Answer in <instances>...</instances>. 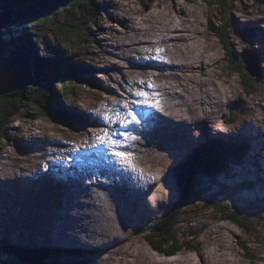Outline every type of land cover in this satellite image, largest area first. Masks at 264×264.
Returning a JSON list of instances; mask_svg holds the SVG:
<instances>
[{
  "label": "rangeland",
  "instance_id": "1",
  "mask_svg": "<svg viewBox=\"0 0 264 264\" xmlns=\"http://www.w3.org/2000/svg\"><path fill=\"white\" fill-rule=\"evenodd\" d=\"M93 2L100 8L101 20L88 27L87 36L80 35L69 41L60 42L63 51L73 56L77 64L83 68L87 67L85 77L93 81L92 87L89 88L110 95L109 98L113 102H117L118 93L129 96L130 102H134L136 99L134 93H128L136 88L133 84L137 82L136 80L142 81L137 82L138 89L146 82L147 78L144 76L149 74L147 68L151 63L161 65L156 59L158 56L156 48L160 49L159 40L170 34L169 29L177 26L182 34L192 37V40L182 44V48H175L168 42L169 47L174 48L172 50L184 58V62L193 61L196 66L194 72L175 71L170 84L173 90L183 92L184 96L191 99L189 101L196 102L193 107L199 108L198 115H201V118H208L210 113L217 117L215 122H210L211 126L206 127L210 135L219 138L218 140L240 138L243 145L246 146V141L250 144L249 153L246 154L248 160L244 165L238 157L242 152L241 149L236 153V161L231 164L229 163L232 160H228L229 163L218 160L224 156L206 154L207 157L222 162L223 168L229 164L228 173L231 176L227 177L224 188L225 191L235 189L233 195L237 197L234 201L236 203L233 205L226 202L225 205L228 207L226 213L200 205L189 207L180 224L177 225V236L182 246L180 251L167 256L151 248L147 241L149 235L147 231L151 228V222L164 215L171 205L183 196L179 192V177L176 174L177 170L174 172V168L192 153L189 147L183 152L179 133L172 132L174 148L156 149L150 158L145 156L143 159L146 160L148 168L146 171L149 176L152 173L150 179L157 178L158 182L151 193L144 196L148 197L146 201L149 204L141 211L134 210V212L131 208L120 213L121 208L116 204L112 214L116 209V214L120 217H116L117 222L112 226L107 224L109 221L107 218L105 220L102 218L100 222L98 218L96 225L102 228L101 232L94 231L93 219L90 215L82 213L84 209L76 210L64 203L61 208L50 204L47 210L54 216L44 218L46 223L34 222L40 217V210H29V214L26 213L27 209L23 201L28 197V204L31 203L34 208L43 205L45 201L42 194H38L37 189L30 186L38 187L32 184L33 181L38 182V178L42 175L44 178L46 174L28 171L38 166L36 164L38 160H43L39 166L46 159L49 160V157L45 156L49 154L45 152L49 150L46 145L47 137L51 135L52 138H61L67 135L73 138V134L83 135L89 130L81 136V139H85L96 127L93 126L94 121L81 108L84 102L92 97L79 99L82 102L77 104H74L77 100H71L68 105V108L79 113L85 122L78 118L72 121L64 120L55 117L57 115L53 116L54 118L34 116L32 113L37 112V109L28 104L26 109L11 122L7 135L4 132L0 133V256L3 241L20 234L18 237L26 235L29 239L37 238L34 242L38 244H31L29 248L34 249L39 245L42 247L41 241L46 240L51 241L56 248L57 244L63 245L65 251L77 248L85 252L81 257L78 256L79 252H74L73 255L79 257L76 258L77 261L74 257H65V253L59 251L55 253V257L60 264H264V36L260 32L257 33V28L264 31V0H229L223 9L217 6V0H93ZM8 3L5 1L4 5ZM3 10L0 9V13ZM30 23L25 25L26 29L35 30L34 24ZM52 25L53 23L49 24L46 37L50 43H55L58 42L57 30ZM19 28H21L19 25L10 26L13 33H17ZM211 28L214 30H210ZM221 29L226 34L222 40L216 33ZM85 37H88L89 44L81 43ZM155 39L156 41L159 39L157 45L154 43ZM43 40L38 39L35 46H29L33 55L34 53L37 55V52L39 54L49 52L48 44L41 43ZM142 41L153 43L147 46L136 45L127 50L129 48L127 45ZM142 54L146 58H141ZM226 55L243 61L245 65L244 56H246L254 69L252 71L257 67L260 74L257 72L256 77L245 68L253 77H245L251 88L247 89L243 85L242 78L227 69ZM147 57L151 59L142 60L148 59ZM136 65H142L144 68H131L138 67ZM31 75L34 77L33 73ZM135 75H138L137 79ZM126 83L128 88L125 87ZM214 102L217 108L214 107ZM138 105L136 104L133 109ZM116 111L120 112V110ZM232 118L236 122H233ZM190 119L194 120L193 117ZM105 128L104 126L101 130L100 136ZM200 128L202 127L198 126V129ZM240 133H247L246 135H251L252 138L246 140V137ZM201 134L202 129L198 133L199 137ZM203 136L204 139L208 137L205 134ZM212 136H209L208 140L190 155V158L206 146ZM128 137L136 138L137 135L132 133ZM39 145L46 147H42L43 149L38 153ZM37 154L45 158H38ZM235 162L236 164L233 165ZM114 198L123 202L135 200L132 194L123 196L121 193H116ZM234 206L240 213L241 210L243 211L242 219L247 225L246 228L228 219L227 215H232ZM147 208L149 211L146 213ZM78 211L82 214L80 218ZM130 212L133 218L136 217L137 222L125 221V215ZM82 222L84 226H79ZM101 224L105 227L100 226ZM75 229H78V237L70 233ZM86 234L88 236H85ZM18 237L13 239L14 244L24 247L26 239L22 238L23 241ZM195 246L199 248L198 251L194 250ZM46 247L50 249L48 243Z\"/></svg>",
  "mask_w": 264,
  "mask_h": 264
},
{
  "label": "trees",
  "instance_id": "2",
  "mask_svg": "<svg viewBox=\"0 0 264 264\" xmlns=\"http://www.w3.org/2000/svg\"><path fill=\"white\" fill-rule=\"evenodd\" d=\"M5 1L8 3L12 0H1L0 6H3ZM16 1L15 8L17 9H21L27 4L26 1ZM228 1L217 0L216 4L220 9H223ZM99 20H101L100 8L95 5L93 0H75L66 5H57L47 13H41L25 20L13 21L0 28V59L6 56L13 47L12 45L17 42H24L29 47L33 44L35 46L38 39H44L41 43H47V51H49L45 54L37 52V55H32L31 66L34 75L32 79L21 84L11 94L0 96L1 134L4 132L7 135V129L10 128L11 122L20 115L22 110L26 109L28 104L37 109V112L32 113L34 116L53 117L57 115L55 117L70 121L81 118L79 113L70 111L68 105H70L71 100L79 101V99L86 96L92 97L97 90L89 88L93 81L85 77L87 67L83 68L77 64L73 60V56L63 51L60 41H69V39L80 35L87 36L88 27L96 24ZM30 22L34 24L33 28L35 30L33 31L25 27ZM51 23L57 30L58 42L55 43H50L46 37ZM13 25L21 27L17 33L10 30V26ZM212 29L214 30V28L210 30ZM223 32V29L216 31L221 40L226 36ZM81 43H88V37H85ZM225 60L227 69L238 74L247 89L251 88V84L245 80V77H253L246 72L244 62L228 56ZM231 120L236 121L233 118ZM248 148L247 141L245 146L240 138L209 140L208 144L195 155L176 169L174 168V172L177 170L176 174L179 177V192L183 196L172 204L164 215L151 222V228L147 231L149 234L147 235V241L155 252L170 256L180 251L182 246L179 244L177 236V225L180 224L185 211L189 207L193 208L200 205L204 208L226 213V210H228L225 205L226 202L235 205L236 202L234 201L237 200V197L233 195L235 189L225 191L224 185L227 184V177L231 176L228 173V168L229 164L236 161L237 151L242 150L238 157L241 162H244V165L248 160V156H246L249 153ZM206 154L224 156L218 160L227 163H229L228 160L232 161L223 168L222 162L219 163L216 159L207 157ZM235 164L236 162L233 165ZM231 212H233L232 215H227L228 219L246 228L247 225L242 219L243 211L241 210L240 213L234 206V210ZM14 243L15 240L11 238L3 241L0 264H60V261L55 257V253L59 250L49 243L48 247H51L49 250H45V248L42 250L40 246L34 247V249L29 248V245L20 247ZM244 248H246L245 245ZM194 250L198 251L199 248L195 246Z\"/></svg>",
  "mask_w": 264,
  "mask_h": 264
},
{
  "label": "bare ground",
  "instance_id": "3",
  "mask_svg": "<svg viewBox=\"0 0 264 264\" xmlns=\"http://www.w3.org/2000/svg\"><path fill=\"white\" fill-rule=\"evenodd\" d=\"M176 27L177 26H174L172 29H169L168 31H171L170 34L167 36H163L161 40L159 39H157V41L156 39L154 40L155 45H157L158 40L161 41L160 49L156 48V55H158L156 59L159 60V63H161V65L157 66L154 63H151L149 65V67L147 68L149 70V74L144 76L147 78V80L146 82L143 81L144 84L139 89L137 88V86L139 85L137 82H142V81L136 80L137 82L133 83L136 88L131 90L128 94L134 93L136 97V99H134V102L131 103L129 96L122 95L121 93L120 94L118 93L119 96L116 95L117 97H119V100L117 102H113L111 101V98H109L110 95L105 94V100H106L105 103L103 102L104 104L97 109V115L99 114L100 115L99 117H97V120L93 122V125L96 127L98 134H100L104 126L106 127L105 128L106 130L102 133L101 136L102 137L107 136V141L112 142L111 148L115 146L120 149L119 158L125 161L124 168L119 169L118 172L114 174V168H112L109 163L103 162V157L104 155H107V152L103 150L101 153H98L90 150L88 145V140L91 134L87 136L85 139L82 138L81 152H83L85 156L81 157L79 159V162H86V167L88 172V176L85 181L86 187L81 192H77V193L75 192L72 194L70 190L74 186L75 188L78 187V183L70 182L68 186H66L67 195H64L65 198L64 205L69 204L71 205L72 208L74 209L76 208V210L84 209V212L82 213L90 215L91 219H93L92 223L95 224V229H94L95 232L102 231L101 230L102 228L100 229V227L96 225L98 223L97 222L98 218H99V222L102 218H104V220L105 218H107V220H109L107 224L109 226H112V224H115L117 222L116 217L118 218L120 217L117 216L116 209L112 214L113 207L114 208L116 207V204L113 203L111 199L113 193L115 192L114 189L115 184H119L122 187L128 189L130 188V192L131 193L133 192L132 195L135 196V200L129 202L130 209L133 208V211L137 210V212H139L143 208L147 207L146 199L148 197L147 196L144 197V196L146 195L147 192H149L151 189L157 186L158 181H155L156 178L154 180L150 179L151 175L149 176L148 171H146L147 168V164L145 163L146 160L144 161L143 159L145 156H148L150 158L153 155V153L156 152V149H160V148L162 149L163 147L165 149L171 148L172 146L171 141H168L165 144L166 138L163 133V129L165 132L179 133L181 139V145L183 146L184 149L183 152H185L189 147L190 153L191 151L192 153H194L204 142L208 140L210 134L207 132L206 127L211 126V124L215 122V119L217 118L216 116H214V114L211 113L208 118H201V115H198L199 108L193 107V104H195L196 102L189 101L191 99H189L187 96H184L183 92L179 93L177 90H173L172 86L170 85V81L172 80L175 71L179 70L184 72H194L196 70V66L193 63V61L184 62L183 61L184 58H182L179 54H176V52L172 50L174 48L169 47L168 44L169 41H174L175 48L177 47L182 48V44L192 40V37L190 35L182 34L181 33L182 31ZM257 30H258L257 33L260 32L262 33L261 35L264 36L263 30L258 28ZM152 43L153 42L151 41H142L139 42L138 44L127 45V48L128 47L129 48L126 49L130 50L131 47L136 45L145 44L144 46H147V45H151ZM30 53L33 54V52ZM34 55H36V53H34ZM144 57L146 58V56L142 54L141 58ZM149 59L151 58L142 59V60L147 61ZM136 66H139V68L142 69L144 68L142 65H136ZM131 68L136 69L138 67L132 66ZM151 68H153L154 70ZM32 71L33 70H31V73H33ZM135 76L138 77V75ZM145 87H148L150 89V92L148 93L144 92ZM157 90H160L162 92L161 95L164 96V100L166 103L164 105V113L160 118L162 120L161 123L159 122L158 119L156 121H153V118L151 117L152 114L151 107L153 105L155 95L158 92ZM125 92L127 93L126 90ZM136 104H139L138 107L132 111L133 107ZM214 105H215L214 107L217 108V104L215 102ZM116 107H118V109H116ZM116 110H120V112ZM145 110L148 111L144 112ZM191 117H193L194 120H191L190 119ZM210 122L212 123L210 124ZM198 126L202 128L198 129ZM193 129H194V133H192ZM201 129H202V134L199 137L198 133H200ZM155 130L159 131L160 144L158 143L159 138L152 139V134L150 133V131H155ZM88 131H86V133ZM195 132H197V134ZM86 133H84V135ZM125 133L127 136L124 137ZM132 133H136L137 137L130 139L128 136ZM204 134L208 135L207 139H204L205 137L203 136ZM246 134L247 133H243V134L240 133V135L246 137V140L252 138L251 135L247 136ZM146 136H149L150 140H145ZM255 136L253 138H255ZM47 142L48 143H46V145L47 148H49V150H45V152H49V154L45 156L49 157V160L46 159L45 162L42 163V165L40 166L39 164L43 160H38L36 162L38 166H35L33 170L28 172L35 174H39V173L48 174L52 172V174H56V175L59 173L63 178L71 179V177L73 176L68 173L66 162L64 161L62 162L61 159L57 158L55 155H53V153H50L52 140L49 139ZM66 146L70 150L69 152H72L70 141L67 142ZM39 147L40 149L38 153L43 149L42 147H46V146L39 145ZM37 155L38 158H45V156L41 157L39 156V154ZM190 155L187 157L185 161H187L190 158ZM134 163L139 164L140 168H137ZM182 163H180V165ZM245 163H247V161ZM44 164L54 167H52L47 171V169L43 167ZM76 165L77 163L76 161H74L71 164V167L76 168ZM59 166H63V167H59ZM132 170L136 172L135 175L132 174ZM103 171H105L108 174L103 175ZM80 172L81 173L79 174V176L78 173L76 174V177L78 176L79 183L82 184L83 183V177H81L82 171ZM128 174L131 177V183L127 181ZM69 179L67 181H69ZM62 185L64 184L62 183ZM145 185H148L149 188L146 189ZM26 192L28 193V188ZM42 192L43 190H41V193ZM28 202H29V198L26 197L23 201V204L24 203L28 204ZM28 205H31V203ZM126 210H128V208H126ZM81 215H82L81 212L78 211V218L82 217ZM95 216L97 218H95ZM80 225L84 226V222L80 223L79 226ZM100 226H102L103 228L105 227L102 224ZM85 228L89 229L88 227ZM77 230L78 229L72 230L70 233L78 237L79 232H77ZM85 236L88 235L86 234ZM86 239L87 238H85V240ZM102 243L104 242L102 241ZM40 248L42 250H44V248L45 250H49V248H47L46 246ZM63 251H65V247H63Z\"/></svg>",
  "mask_w": 264,
  "mask_h": 264
},
{
  "label": "water",
  "instance_id": "4",
  "mask_svg": "<svg viewBox=\"0 0 264 264\" xmlns=\"http://www.w3.org/2000/svg\"><path fill=\"white\" fill-rule=\"evenodd\" d=\"M22 1V0H20ZM26 6L21 9L15 8L16 0L10 1L0 7L4 9L0 13V28L7 23L25 20L35 17L41 13H47L57 5H66L75 0H24ZM6 56L0 59V96L11 94L17 90L21 84H24L32 78V53L30 48L24 42L14 43ZM247 54V52H246ZM245 68L251 75L257 76V67L254 70L248 58L244 56ZM260 71V70H259ZM260 74V72H258Z\"/></svg>",
  "mask_w": 264,
  "mask_h": 264
}]
</instances>
